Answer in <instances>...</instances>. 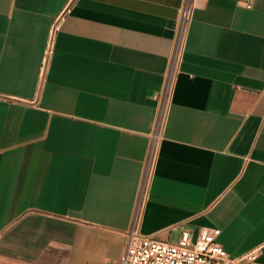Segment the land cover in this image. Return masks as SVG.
<instances>
[{"label": "crops", "instance_id": "1", "mask_svg": "<svg viewBox=\"0 0 264 264\" xmlns=\"http://www.w3.org/2000/svg\"><path fill=\"white\" fill-rule=\"evenodd\" d=\"M190 1L142 195L181 0H0V264H116L135 219L264 263V0Z\"/></svg>", "mask_w": 264, "mask_h": 264}, {"label": "built area", "instance_id": "2", "mask_svg": "<svg viewBox=\"0 0 264 264\" xmlns=\"http://www.w3.org/2000/svg\"><path fill=\"white\" fill-rule=\"evenodd\" d=\"M244 6H250V0H235ZM191 1L181 0L177 10L176 48L170 59L168 82L156 109L153 129L150 133L144 166L141 175V194L145 195L149 177L152 171L155 145L160 136L161 127L166 112L168 89L176 69L179 48L184 38L186 26L191 16ZM53 35L50 33L49 43ZM219 228L216 226H201L193 235L182 230L175 241L160 239L156 233H143L139 230L137 220L124 232V243L117 257L116 264H264L256 259L257 253L248 250L241 255H230L216 240ZM96 264V263H87Z\"/></svg>", "mask_w": 264, "mask_h": 264}, {"label": "rangeland", "instance_id": "3", "mask_svg": "<svg viewBox=\"0 0 264 264\" xmlns=\"http://www.w3.org/2000/svg\"><path fill=\"white\" fill-rule=\"evenodd\" d=\"M169 240L170 241H175L176 240V231H171L169 235Z\"/></svg>", "mask_w": 264, "mask_h": 264}]
</instances>
